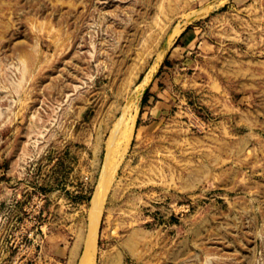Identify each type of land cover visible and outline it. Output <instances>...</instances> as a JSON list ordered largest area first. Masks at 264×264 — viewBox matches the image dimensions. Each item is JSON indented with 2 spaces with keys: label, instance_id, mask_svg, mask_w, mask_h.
<instances>
[{
  "label": "rangeland",
  "instance_id": "374dc122",
  "mask_svg": "<svg viewBox=\"0 0 264 264\" xmlns=\"http://www.w3.org/2000/svg\"><path fill=\"white\" fill-rule=\"evenodd\" d=\"M0 264H264V0H0Z\"/></svg>",
  "mask_w": 264,
  "mask_h": 264
},
{
  "label": "bare ground",
  "instance_id": "6f19581e",
  "mask_svg": "<svg viewBox=\"0 0 264 264\" xmlns=\"http://www.w3.org/2000/svg\"><path fill=\"white\" fill-rule=\"evenodd\" d=\"M30 80V79H29ZM94 204H95V202H96V197H94L93 198V201H92Z\"/></svg>",
  "mask_w": 264,
  "mask_h": 264
},
{
  "label": "trees",
  "instance_id": "16d2710c",
  "mask_svg": "<svg viewBox=\"0 0 264 264\" xmlns=\"http://www.w3.org/2000/svg\"><path fill=\"white\" fill-rule=\"evenodd\" d=\"M145 96H146V92L144 93V95H143L142 99H144V98H145Z\"/></svg>",
  "mask_w": 264,
  "mask_h": 264
}]
</instances>
